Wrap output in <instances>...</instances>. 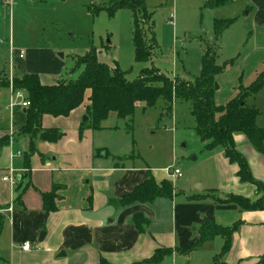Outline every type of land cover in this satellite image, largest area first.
<instances>
[{
  "label": "crops",
  "instance_id": "obj_1",
  "mask_svg": "<svg viewBox=\"0 0 264 264\" xmlns=\"http://www.w3.org/2000/svg\"><path fill=\"white\" fill-rule=\"evenodd\" d=\"M253 2L255 20L264 23V0ZM38 51L42 50H34V57L45 55L46 63H24V57H17L18 69L52 84L61 78L63 64L52 51ZM10 95L9 90L0 91V264H143L158 248H171L172 257L191 246L208 217L224 227L237 224L229 250L219 255L224 264H256L264 254V208L243 209L225 202L232 195L256 201L259 194L254 185L239 180L237 165L225 157L222 147L212 154L216 187L205 185L203 194L190 196H177L173 187L169 198L124 203V197L148 177L160 184L164 179L172 183V176L164 170L166 178L157 180L150 167L130 163L129 154L114 155L102 136L110 132L112 116L100 129L80 130L84 105L68 116L42 117L43 129H58L63 135L54 142L37 140L26 168L30 138L18 135L26 123L25 107L18 102L11 107ZM236 135L234 141L241 143L237 150L264 186V157L244 136ZM11 169L17 177L14 185L3 180ZM51 192L56 209L46 211L41 194ZM111 198L117 200L116 208L109 205ZM137 213L147 220L143 232L134 222ZM26 242L29 249L22 248ZM245 256L251 259L243 261Z\"/></svg>",
  "mask_w": 264,
  "mask_h": 264
},
{
  "label": "rangeland",
  "instance_id": "obj_2",
  "mask_svg": "<svg viewBox=\"0 0 264 264\" xmlns=\"http://www.w3.org/2000/svg\"><path fill=\"white\" fill-rule=\"evenodd\" d=\"M92 1L101 7L112 2ZM143 1L151 19L142 15L140 30L146 44L152 40L153 46L151 56L138 61L133 41L134 16L129 9H118L112 15L101 10L92 15L86 10L90 0H0V75L8 74L11 79L13 74H22L13 60L14 50H23L24 63L34 65L37 60L47 62L45 55L34 57V50H42L38 51L41 54L50 50L63 64L61 78L75 79L83 70L75 63L76 57L93 47L100 62L111 69L117 65L131 81L143 70L151 69L171 80L192 82L200 74L201 60L209 50L220 68L215 76L217 106L247 91L260 73L264 79V23L254 18L253 0H227L219 6H210L209 0ZM217 22L222 25L219 34L215 31ZM9 92L13 96L9 103H19L10 89ZM246 102L259 110L256 124L264 128V82L246 97ZM83 116L86 114L81 116V122ZM110 116V132L102 136H106L103 138L114 155L129 154L130 163L150 167L157 180L166 178L164 170L179 168L180 179L169 181L177 196L203 194L202 188L211 183L216 187L212 154L222 148L203 147L196 135L190 100L174 99L169 111L163 99L150 107L138 102L131 122L116 118V114ZM127 124H131L130 128ZM234 144L236 150L241 146L237 141ZM219 193L222 197V191ZM257 193L258 200L262 199L264 191L259 189ZM222 240L216 236L196 248L177 251L163 263L143 264H224V257H219ZM249 259L245 256L243 261Z\"/></svg>",
  "mask_w": 264,
  "mask_h": 264
},
{
  "label": "trees",
  "instance_id": "obj_3",
  "mask_svg": "<svg viewBox=\"0 0 264 264\" xmlns=\"http://www.w3.org/2000/svg\"><path fill=\"white\" fill-rule=\"evenodd\" d=\"M227 0H209L210 6H219ZM118 9H129L134 16V49L138 61L148 59L151 56L152 40L146 44L145 36L141 32V16L148 14L143 0H112L109 5L96 6L90 0L86 10L92 15H97L101 10H106L110 15ZM222 25L216 23V34H219ZM18 50H14V60L17 58ZM25 56V55H24ZM23 58V57H22ZM78 65L83 70L75 79L60 78L52 84H42L36 73L13 74L11 79L8 74L0 75V91L10 89L21 92L29 101L25 107L26 123L18 135L30 138L29 149L26 152L24 165L28 168L30 155L36 152V141L45 140L54 142L63 135L58 129H43L41 119L44 115L68 116L72 110L82 105L85 106L87 118L81 122L79 129H100L101 123L112 114L121 120L132 121L135 105L144 103L145 107L155 105L158 99H163L169 111L170 104L174 99H188L191 101V112L196 121V135L203 147L211 150L217 147L224 149L225 157L237 165V177L242 182L254 184L264 191V186L255 180L250 173L245 157L236 150L234 144L235 133L242 134L246 140L264 157V128L257 126L256 118L259 110L246 102V97L255 93L264 82L262 74L253 81L249 89L239 92L224 105L217 106L214 102V94L217 90L215 80L220 71L215 63L213 55L209 50L201 60V72L194 81L171 80L161 75L156 70L145 69L135 80H127L116 65L114 69L109 68L107 63L97 59L96 49L90 47L81 56L76 57ZM76 64V65H77ZM10 79V80H9ZM11 83V84H10ZM87 100V103H85ZM131 124H127L130 128ZM173 186L164 179L156 184L152 177H148L142 184L138 185L131 193L124 197V203L151 201L156 197H171ZM21 196L18 197L20 199ZM43 207L46 211L56 209L54 192L42 193ZM262 199L251 201L241 196H229L225 202L236 203L243 209H263ZM134 222L140 232L144 231L147 224L146 218L140 213L134 215ZM237 224L224 227L217 224L212 217L205 218L200 225L199 237L191 244L190 248H196L206 240L215 236L224 238L221 255H224L230 247L232 234ZM183 252V250H182ZM172 255L171 248H158L146 263H159L165 257ZM100 264H106L104 261ZM256 264H264V254Z\"/></svg>",
  "mask_w": 264,
  "mask_h": 264
},
{
  "label": "built area",
  "instance_id": "obj_4",
  "mask_svg": "<svg viewBox=\"0 0 264 264\" xmlns=\"http://www.w3.org/2000/svg\"><path fill=\"white\" fill-rule=\"evenodd\" d=\"M170 22H171V20H170ZM24 55H25V52L23 50L18 51V54H17L18 58H22V57H24ZM13 60H14V58H13ZM13 95H14V98L15 99H19V104L22 107H27L29 105V101H27L24 98L23 93H21V92H14ZM10 97L11 98L13 97L12 94L10 95ZM9 104L12 107V106H14L16 104V102L10 100V103ZM167 172L170 174V176H172L173 180H175L176 178L181 177V175H182V173H181V171H180L179 168L167 169ZM3 180L8 181L12 185H14L17 182V177H16V175L13 174L12 169H11V171L9 172V174L8 175H5L3 177ZM22 248L23 249H29L30 248V243H27V242L24 243L22 245Z\"/></svg>",
  "mask_w": 264,
  "mask_h": 264
},
{
  "label": "water",
  "instance_id": "obj_5",
  "mask_svg": "<svg viewBox=\"0 0 264 264\" xmlns=\"http://www.w3.org/2000/svg\"><path fill=\"white\" fill-rule=\"evenodd\" d=\"M60 56H62V55H60ZM86 118H87V116H83V119H82V120H85ZM108 202H109V205L112 206V207H114V208H116L117 205H118L117 200L114 199V198L109 199ZM43 234H44V232H41L40 237H41ZM61 255H62V256L64 255L63 252L59 254V256H61Z\"/></svg>",
  "mask_w": 264,
  "mask_h": 264
}]
</instances>
